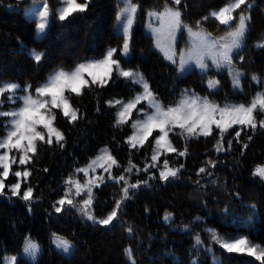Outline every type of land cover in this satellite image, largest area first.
Returning <instances> with one entry per match:
<instances>
[{
    "label": "trees",
    "instance_id": "1",
    "mask_svg": "<svg viewBox=\"0 0 264 264\" xmlns=\"http://www.w3.org/2000/svg\"><path fill=\"white\" fill-rule=\"evenodd\" d=\"M45 1L49 23L45 33L36 37V20L23 14L36 0H0V88L16 83L25 95L37 96V89L57 73L103 60L112 49L119 67L112 66L103 84L86 75L78 92L65 90L69 115L61 107H54L51 114V126L63 139L57 141L53 135L48 143V135L42 133L44 140L33 143L35 152H18L9 165L0 193V264L5 256L20 253L27 237L39 246L38 257L33 263L19 259L16 264H264L247 251L249 247L257 253L264 250V178L257 174L258 168H264V127L260 126L264 110L257 100L258 93L264 94V47H258L264 45V0H245L232 11L229 26L212 13L235 0H181L179 5L174 0H132L137 14L127 59L120 54L123 36L115 31L117 0H76L84 10H72L63 20L58 13L62 2ZM166 6L179 9L184 24L214 36L249 11L244 47L233 53L236 68L244 73L239 91L232 89L225 72L216 75L218 87L209 90L206 74L195 69L180 74L153 49L152 38L142 30L145 14ZM121 70L143 76L165 110L187 95L207 97L220 107H247L255 100L257 127L234 124L221 135L214 126L207 136H189L173 127L167 140L175 151L162 147L157 152L159 130L143 143L133 142L134 111L118 123L120 108L144 88L136 77L119 75ZM9 126L10 118L0 117V141ZM101 153L111 157V164L105 171L98 170L97 181L90 185V207L97 222L87 221L67 203L57 213L62 198L76 206L88 198L89 188L76 190L73 183H83L79 171ZM21 156L24 164L19 163ZM168 169L178 170L176 176L161 179V172ZM17 171L29 175L16 177ZM18 182L20 194L12 195L11 185ZM27 187L33 189L30 201L21 198ZM75 191L79 194L73 195ZM113 211L117 216L109 225L98 222ZM167 214H171L168 220ZM52 235L68 240L70 253L55 250ZM238 239L245 241L240 252L222 246Z\"/></svg>",
    "mask_w": 264,
    "mask_h": 264
},
{
    "label": "snow or ice",
    "instance_id": "2",
    "mask_svg": "<svg viewBox=\"0 0 264 264\" xmlns=\"http://www.w3.org/2000/svg\"><path fill=\"white\" fill-rule=\"evenodd\" d=\"M175 4L179 5L181 0H174ZM245 4V0H235V3L230 4L228 7H225L220 10L219 13H212V15L216 16L221 24L229 25V22L233 19L231 13L234 9L240 8L241 5ZM67 8H65L61 15L60 19L63 20L65 16L72 10L79 9L80 11L84 10V5L76 3V0H67ZM251 7V5H249ZM123 13H128L126 19V25L124 26V44L123 51L124 54H128L129 43L128 37L130 35V29L133 24V15L136 12V5L132 4L130 0H126L125 8L121 10ZM47 14V10L45 12L40 13L41 17ZM156 19L158 20V27H153L152 31L156 37L157 47L163 52L164 57L170 61L175 62V57L177 55L176 52V43H177V34L182 30L186 29L189 36L192 37V45L187 50H181L179 53V66L183 69L187 64L194 63L202 72H207L209 70L208 60H211V65L215 67L217 71L227 69L228 72L233 77V83L235 87H239L240 79L244 75L236 69L234 64L233 53L237 52V50H241L244 47V42L246 38V33L248 31L247 21L249 17L241 14L238 18V23L235 27H230L226 32L224 37H221L219 40L213 39L209 34L193 31L188 25L184 24L181 20V12L179 9L174 7H165L163 12L157 13ZM44 24L41 23L39 27L41 29L44 28ZM258 47H264V45H258ZM115 49L109 50L107 53V57L101 61L96 62L95 64L89 65H80L75 73L71 76H66L64 73H60L56 80L47 87L37 89L40 93L50 92L52 94V103L53 105H63L64 107V115H69L67 101L63 97V87L65 83H68L71 87V91L78 92L79 88L76 86V82H81L80 72L81 70L88 68L91 69L93 67H102L105 71V74L111 71L113 65H117L119 67L118 61L113 59V52ZM36 59L39 60V55L36 56ZM240 59L243 60L244 57L241 55ZM119 75L125 78H133L138 76V73H134L132 71L121 70ZM253 80H257L258 77L255 75L252 77ZM95 80V77H94ZM63 81V83L61 82ZM102 84L106 81L101 78L100 81ZM138 83H142L144 87V97L148 99L152 96V93L148 89V84L144 80L143 76H139ZM219 84V81L210 79L209 87H216ZM7 89H15L17 86L15 84L7 85ZM5 89L0 88V92H3ZM141 99L140 96L136 97V100L124 105L123 110L119 113L120 120L118 123L123 122V118L130 110L135 106V103ZM257 100L260 101V109L264 110V94H257ZM25 107H23L18 113H14L13 115L18 118L13 121L14 130L8 133L7 140L0 141V148L3 147H21V141L27 140L28 147L25 151H33L35 152V146L33 141L39 139L41 141L44 140V135L41 132L36 131L37 124H43V126L48 130V143H51V137L55 135L57 141H61L63 139L62 134L51 127V121L46 120L42 115H36L39 112V107H43L42 104L37 105V102L32 100L30 96L24 97ZM152 107L155 111L147 115L144 120H137L133 127L137 130L136 134L131 138L133 141L139 140L141 143L147 138L149 134H151L153 128H159L161 135L156 139L157 152L160 148L166 147L169 151H175V149L171 148V145L168 143L167 136L168 132L172 131L173 127L179 126L181 129H184L185 133L189 136L196 134V129L199 128L200 133L207 136L211 132V126L213 124L216 125L217 128L220 129L221 135L227 131L228 128H231L232 125H247L252 129H256L257 123L255 118L253 117V110L257 107V103L254 100L250 106H245L244 104H234V105H225L224 107H220L214 102L210 101L207 97H199L196 95L186 96L180 100V102L175 107L167 108L166 110L159 105L158 103L152 102ZM3 114V113H0ZM217 115H219V119H217ZM72 120L76 119V115L73 112L71 114ZM260 126L264 127V121H260ZM237 136L240 135L239 132L236 133ZM16 136L15 144L11 143V138ZM135 146V145H133ZM180 155H184V153H180ZM6 156H0V166L3 167V176H7L9 172V164L6 162ZM111 160V157H108ZM153 159H156V155L153 156ZM103 160V157H99L97 161L94 163L99 164V166L103 167V164L100 161ZM20 164L25 163V156H21L19 160ZM112 163H115L113 160ZM167 160L164 162L165 168H167ZM178 170L168 169L167 172H161V179L167 180L169 176L175 177ZM203 172L204 169H201ZM257 174H259L262 178H264V168H258ZM14 175L16 177H20L23 175L27 177L29 173L27 171L21 173L19 171L15 172ZM123 179V177H120ZM137 185H132L131 187H136ZM5 187L3 179H0V193H2ZM79 189V185H77ZM21 189V184L15 183L11 185L12 195H19ZM33 189L31 187H27L25 191H23L22 199L25 201H30L32 197ZM79 194V191L77 192ZM88 199L84 200V204L88 205L91 203L92 192L91 188L88 189ZM125 195H127V189H125ZM59 205L63 206L66 203L73 207L76 205L73 203L71 199H60ZM119 207V205H118ZM55 211L57 213L62 211L61 207H56ZM82 215L86 216L89 220H93V222H97L95 217L89 214L87 211L81 210ZM117 216L116 211H113L110 215L107 216L106 219H102L98 221L101 224L109 225L110 222ZM171 218V214H167L165 219L168 220ZM212 231V230H210ZM213 238L216 239L215 232L213 231ZM56 244L59 248H62L65 253L70 250V242L64 240L60 237H56ZM199 243V240H197ZM245 245V241L243 239H238L234 243L224 242L223 247L226 248L229 252L237 251L240 252L243 250V246ZM39 250V246L33 242L32 240L25 241L24 251L25 253H31L33 257H35L36 252ZM249 254H252L256 257L257 260L264 261V250L259 253L256 252L255 248L249 247L247 249Z\"/></svg>",
    "mask_w": 264,
    "mask_h": 264
},
{
    "label": "rangeland",
    "instance_id": "3",
    "mask_svg": "<svg viewBox=\"0 0 264 264\" xmlns=\"http://www.w3.org/2000/svg\"><path fill=\"white\" fill-rule=\"evenodd\" d=\"M60 1L62 2V5L58 9V13L61 15L62 11L65 8H67L68 5H67V0H60ZM130 2L132 4H134V5H136L135 3L132 2V0H130ZM117 3H118V5H117V12H116L115 31L118 34L123 36V44H124L125 37H124L123 29H124V26L126 25V19H127L128 13H123L122 14L121 10L125 8L126 0H117ZM79 4H82V3H79ZM252 4H253L252 2L248 3V5H252ZM168 7H170V6H168ZM45 9L47 10V14L45 16L41 17L40 13L45 12ZM163 11H164V9L162 11H154V10L148 11L145 14L142 30H143V32L145 34H147L148 36H150L152 38V47H153V49L156 50L158 53H160L164 57L163 52H161L160 49L157 47L156 37H155V35H154L153 31H152L153 27H158V20L156 19V15L155 14L163 12ZM23 14H24L25 18H27V19H35L36 20L35 36L36 37H41L45 33V31H46V29L48 27V23H49V14H48V8H47V5H46V1L45 0H36V2L34 4L30 5L28 8H26L24 10ZM136 14H137V6H136V12L133 15V24H132V27L130 29V35L128 37V43H129L128 54L127 55L124 54L123 44H122V48L120 50L121 57L124 58V59H127V58L130 57L131 33H132V29H133V27L135 25V22H136ZM243 15H246V16L249 17L250 13L247 10V11H245V13H243ZM231 21L229 22V24L231 23ZM248 21L246 23H248ZM41 23H43L45 25L43 29H41L39 27V25ZM237 23H238V20H237L236 24ZM235 25H233L232 27H235ZM227 26H229V25H227ZM189 27L192 28L193 31H200V32L209 34L205 30H203L202 28L191 27V26H189ZM229 28L230 27H228V30H229ZM228 30H226L221 35H217V36H214V35H211V34H209V35H210L211 38L219 40L221 37L225 36V34H226V32ZM191 45H192V37L189 36V34H188L186 29H182L177 34V43H176L177 55L175 57V62L170 61V60L166 59L165 57L164 58L166 60H168L170 63H172L176 67L178 73H180V74L187 73L191 69H195L199 73L206 74V76H207L206 85L209 88V90H212V89H215L216 87H218V85L216 87H209V80L213 79V80L218 81V78H217L216 75L220 74L222 72H225L227 74V76H228V78H229V80L231 82L233 90L239 91L241 89V79H240L239 87H235L234 83H233V77L228 72V70L225 68L223 70L217 71L215 69V67H213L211 65V60L207 61L209 66H210L209 70L207 72H202L194 63H189L183 69H181L180 66H179V59H180L179 53H180L181 50H187ZM98 61H101V60H98ZM98 61H89V62H87V63H85L83 65L87 66L89 64H95ZM78 68H76L73 72L64 73V74L66 76H71L73 73H75L77 71ZM237 70L240 71L239 69H237ZM240 72L242 73V71H240ZM60 73H57L55 76H53L51 79H49L48 82L45 85H43L41 88L50 86L56 80V78L59 76ZM108 74L109 73L105 74V71H104V69L102 67H99V68L93 67L91 69L85 68V69L81 70V72H80V77H81V80L83 81V83L76 82V86L79 88L82 84H84L86 82L85 81L86 75L90 79H94V77H95V80L101 81V78H104V77L107 78ZM138 78L139 77H136L137 80H138ZM61 82L63 83V81H61ZM11 84H15L17 87L15 89L9 90V89H7V87H6L7 85H6V86L2 87L5 90L3 92H0V113H3V114H0V117H9L10 118V126H9V129H8L9 132L14 130L13 121L18 118L17 116H15L13 114L14 113H18L23 107H25L24 97L30 96V95H25L26 92L22 91L21 87L19 85H17L16 83H10L8 85H11ZM65 90H71V87L69 86L68 83L64 84L63 94H64ZM144 95L145 94H144V89H143V92L140 95H137V96H140L141 99L138 102L135 103V106L130 110L129 113H127L125 115V117L123 119L128 118L132 114V112L134 111V115H135L137 120H144L147 115H150V114H152L155 111V109L152 107V102L157 103L156 100L153 98V96H151L148 99H145V98H143ZM187 96H192V95H187ZM30 97L32 98V100L37 102V105H40V104L43 105V107H39V112L36 113V115H42L46 120H50L51 122H52L51 114H52L53 108L54 107L64 108L62 104L59 105V106L53 105V103H52V94L50 92H45V93L38 92L37 96H30ZM63 97H64V95H63ZM136 97L132 101L123 104L121 106V108H120V111L123 110L124 105L135 101ZM216 118L219 119L220 118L219 115H217ZM214 126H216V125L213 124L211 127H214ZM175 127H179V126H175ZM153 130L154 131L155 130H159V128H153ZM36 131L41 132L43 134L46 133L48 135V130L43 126V124H37L36 125ZM136 131L137 130L134 128L133 136L136 134ZM159 132H160V130H159ZM196 133H200L199 128L196 129ZM160 135H161V133H160ZM7 138H8V135L2 141L7 140ZM16 139H17L16 136L12 137L11 138V143L15 144ZM137 141L140 143V141L138 139H137ZM133 142H135V141H133ZM33 143H34V141H33ZM27 147H28V141L27 140H22L21 141V147H19V148H17V147H3V148H0V156H6L7 157L6 162L9 165H12L13 161H15L16 158H17L18 152L21 155L22 152H24L25 149H27ZM99 157H103V160L100 161V163L103 164V167L99 166V164H97V163H94L95 161L98 160ZM99 157H97L86 168H83V169H81L79 171L84 181H83L82 184H79L77 181H75L73 183V188L74 189L81 190V191L82 190L83 191L87 190V188H89L90 185L92 186V184L97 181L96 180L98 178L97 171L98 170L105 171L106 169H108L110 167V165H108V164H111V163H109V159H108V156L106 155V153H101ZM3 171L4 170H2V172L0 173V179H4V178H6L8 176V175L6 177L3 176L2 175ZM9 173L10 172H8V174ZM77 185L80 186L79 189H78ZM76 194H77V191H75V193H73V195H76ZM87 199L88 198L81 199V201L79 202V204L76 207L79 210L80 214H82L81 210H84V211H87L89 214H91L93 216L90 204H88V205L84 204V200H87ZM60 207H63V206L60 205ZM70 207H73V206L70 205ZM82 216L87 221L94 223L93 220H89L84 215H82ZM56 237H59V236H56V235H52L51 236V241H52L54 249L59 251V252H61V253H64V254L70 253L71 247H70V250L67 253H65L62 248H59L57 246L56 240H55ZM29 239L30 238L27 237L25 239V241L29 240ZM62 239H64V238H62ZM30 240H32V239H30ZM64 240H66V239H64ZM25 241H24L23 248H22L21 252L19 254H16V255H7V256H5L4 260H3V264H16L19 259H25L26 261H29L31 263L36 261V259L38 257V254H39V250L36 252L35 257H33V255L31 253H25V251H24ZM70 245H71V243H70Z\"/></svg>",
    "mask_w": 264,
    "mask_h": 264
},
{
    "label": "bare ground",
    "instance_id": "4",
    "mask_svg": "<svg viewBox=\"0 0 264 264\" xmlns=\"http://www.w3.org/2000/svg\"><path fill=\"white\" fill-rule=\"evenodd\" d=\"M12 196V195H11Z\"/></svg>",
    "mask_w": 264,
    "mask_h": 264
}]
</instances>
